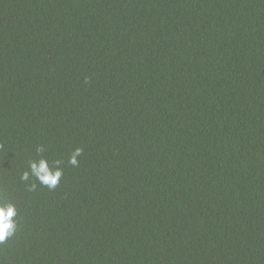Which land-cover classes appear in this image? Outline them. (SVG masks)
I'll use <instances>...</instances> for the list:
<instances>
[{
	"label": "trees",
	"instance_id": "16d2710c",
	"mask_svg": "<svg viewBox=\"0 0 264 264\" xmlns=\"http://www.w3.org/2000/svg\"><path fill=\"white\" fill-rule=\"evenodd\" d=\"M2 201L0 264H264V0H0Z\"/></svg>",
	"mask_w": 264,
	"mask_h": 264
},
{
	"label": "clouds",
	"instance_id": "9594fccd",
	"mask_svg": "<svg viewBox=\"0 0 264 264\" xmlns=\"http://www.w3.org/2000/svg\"><path fill=\"white\" fill-rule=\"evenodd\" d=\"M37 152L42 153L45 151L43 146L37 147ZM83 152L82 148H76L71 156L69 157L68 163L73 166L78 164L77 157H79ZM61 164L60 160L54 161L51 165L49 162L41 158L39 161H30L29 170H26L21 175L22 181H28L30 177H35L42 185L53 189L57 186L60 181L63 170L59 167ZM36 185L33 183L30 186V190H34ZM18 210L14 203L11 201L0 202V242H4L16 232Z\"/></svg>",
	"mask_w": 264,
	"mask_h": 264
}]
</instances>
